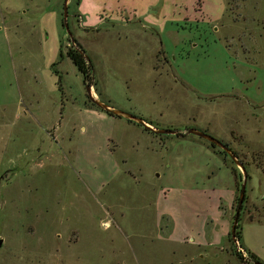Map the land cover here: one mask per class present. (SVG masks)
I'll return each instance as SVG.
<instances>
[{
  "label": "rangeland",
  "instance_id": "rangeland-1",
  "mask_svg": "<svg viewBox=\"0 0 264 264\" xmlns=\"http://www.w3.org/2000/svg\"><path fill=\"white\" fill-rule=\"evenodd\" d=\"M64 2L0 0V264H264V0H69L78 49ZM69 48L98 100L245 164L238 250L240 169L91 106Z\"/></svg>",
  "mask_w": 264,
  "mask_h": 264
},
{
  "label": "water",
  "instance_id": "water-1",
  "mask_svg": "<svg viewBox=\"0 0 264 264\" xmlns=\"http://www.w3.org/2000/svg\"><path fill=\"white\" fill-rule=\"evenodd\" d=\"M68 2L69 0H65L64 5H63V28L65 29L69 40L71 42V44L75 47V49H78L77 46L75 45L74 39H73V35L71 34L68 24H67V18H68ZM80 53H82L84 55L85 58H87V55L81 51L78 50ZM85 91L86 94L88 96V100L95 105L98 109L102 110L103 112H106L107 114H110L112 116H118L122 119L128 120L133 122L136 125L141 126L144 129L149 130L150 132H153L156 135H186V136H195L198 137L206 142H208L212 148H218L219 150L223 151L229 158L230 160L234 163V165L240 169L241 173H242V184L240 186V190H239V196H238V203H237V207L235 210V216H234V220H233V225H232V229L230 232V237L232 239V242L235 244L236 249H239L238 246V241L235 238V227L238 221V217L240 214V210H241V206L244 202V198H245V191H246V183H247V171L244 167V164L237 158V156L233 153V151L226 146L224 143L218 141L217 139L211 137L210 135H207L206 133L199 131L197 129H186L184 132H180L178 130H169V129H158L155 128L154 126H152L150 123L146 122L145 120L136 117L132 114L123 112L121 110L115 109L111 106H109L108 104L98 100L97 98H95L93 96V92H92V86L89 84L85 85ZM257 264H261V263H257Z\"/></svg>",
  "mask_w": 264,
  "mask_h": 264
},
{
  "label": "trees",
  "instance_id": "trees-1",
  "mask_svg": "<svg viewBox=\"0 0 264 264\" xmlns=\"http://www.w3.org/2000/svg\"><path fill=\"white\" fill-rule=\"evenodd\" d=\"M231 1V0H229ZM80 48V46H79ZM66 56L69 58V60L72 62V64L75 66V68L77 69V71L81 74L82 78H83V82L84 84H89V79H90V75H91V69H93V66H92V62L89 58H85L84 55L82 53H80L78 50H75L74 48H69L67 49V52H66ZM61 57H62V54H61ZM60 79V78H59ZM89 104L95 108H97L95 105H93L89 100H88ZM110 115V114H109ZM112 116V115H110ZM115 117H118V116H115ZM120 118V117H118ZM128 121V120H127ZM131 122V121H129ZM133 123V122H131ZM152 125V124H151ZM139 126V125H138ZM144 131H147V132H150L149 130L147 129H144ZM153 133V132H151ZM154 134V133H153ZM185 137L186 135H179V137ZM211 146V145H210ZM212 147V146H211ZM221 151V150H220ZM222 155L224 156H227L223 151L220 152ZM235 154V153H234ZM228 157V156H227ZM244 167L247 171V167L245 166L244 164ZM232 171V174L233 176L238 179L239 178V172L237 171V169L235 168H232L231 169ZM239 217H240V214H239ZM239 217H238V221H237V224H236V227H235V238L236 240L239 242L241 237H240V232H239V227H238V222H239ZM242 247V246H241ZM243 248V247H242ZM244 252L247 253L248 255V259L249 261L246 262V264H257V263H261L263 264V262L260 261L259 257L256 256L254 253H251L249 251H246L245 249H243ZM237 256L240 260H243L244 261V258L242 257V254L241 253H237ZM245 262V261H244Z\"/></svg>",
  "mask_w": 264,
  "mask_h": 264
},
{
  "label": "built area",
  "instance_id": "built-area-1",
  "mask_svg": "<svg viewBox=\"0 0 264 264\" xmlns=\"http://www.w3.org/2000/svg\"><path fill=\"white\" fill-rule=\"evenodd\" d=\"M244 255H245V253H244ZM244 255H242V257H243L244 259H246V258H247V256H246V255L244 256Z\"/></svg>",
  "mask_w": 264,
  "mask_h": 264
},
{
  "label": "crops",
  "instance_id": "crops-1",
  "mask_svg": "<svg viewBox=\"0 0 264 264\" xmlns=\"http://www.w3.org/2000/svg\"><path fill=\"white\" fill-rule=\"evenodd\" d=\"M93 92V91H92ZM94 93V92H93ZM93 96H95V94H93Z\"/></svg>",
  "mask_w": 264,
  "mask_h": 264
}]
</instances>
